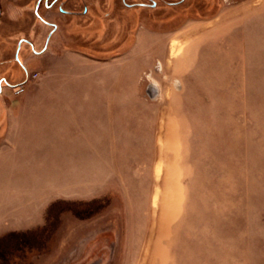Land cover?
<instances>
[{
    "label": "rangeland",
    "instance_id": "374dc122",
    "mask_svg": "<svg viewBox=\"0 0 264 264\" xmlns=\"http://www.w3.org/2000/svg\"><path fill=\"white\" fill-rule=\"evenodd\" d=\"M64 52L134 65L139 87L27 89ZM29 101L131 103L101 181L132 188L54 198L0 264H264V0H0L1 117ZM155 137L158 157L129 156Z\"/></svg>",
    "mask_w": 264,
    "mask_h": 264
},
{
    "label": "crops",
    "instance_id": "0c3cea01",
    "mask_svg": "<svg viewBox=\"0 0 264 264\" xmlns=\"http://www.w3.org/2000/svg\"><path fill=\"white\" fill-rule=\"evenodd\" d=\"M48 58L27 89L139 87L134 65L118 69L115 58L65 52ZM117 109L134 108L126 102L29 101L6 105L0 118L6 131L0 145V240L45 228L47 207L70 190L80 191L79 196L84 197L85 191L132 188L126 182L117 186L115 181H101L102 174L117 173V157L127 156L130 148L120 147L122 152L117 153V134L132 133L128 128L118 130ZM127 114L121 115L133 116ZM159 145L155 137L145 146H135L129 156L158 157Z\"/></svg>",
    "mask_w": 264,
    "mask_h": 264
},
{
    "label": "flooded vegetation",
    "instance_id": "af4514ba",
    "mask_svg": "<svg viewBox=\"0 0 264 264\" xmlns=\"http://www.w3.org/2000/svg\"><path fill=\"white\" fill-rule=\"evenodd\" d=\"M137 6H139V7H144V6H147V5H145V4H136ZM125 6H127V7H135V5H126L125 4ZM151 6H155V4L154 3H152V5ZM59 9H61V8H59Z\"/></svg>",
    "mask_w": 264,
    "mask_h": 264
},
{
    "label": "bare ground",
    "instance_id": "6f19581e",
    "mask_svg": "<svg viewBox=\"0 0 264 264\" xmlns=\"http://www.w3.org/2000/svg\"><path fill=\"white\" fill-rule=\"evenodd\" d=\"M146 42H147V41H146ZM160 65H161V64L158 63V66H157V67H158L159 69H160ZM0 110H1V107H0ZM0 112H1V111H0ZM0 118H1V113H0Z\"/></svg>",
    "mask_w": 264,
    "mask_h": 264
}]
</instances>
